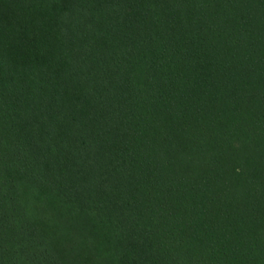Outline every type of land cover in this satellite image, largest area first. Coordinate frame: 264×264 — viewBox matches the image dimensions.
Returning <instances> with one entry per match:
<instances>
[{
    "label": "trees",
    "instance_id": "obj_1",
    "mask_svg": "<svg viewBox=\"0 0 264 264\" xmlns=\"http://www.w3.org/2000/svg\"><path fill=\"white\" fill-rule=\"evenodd\" d=\"M0 264H264V0H0Z\"/></svg>",
    "mask_w": 264,
    "mask_h": 264
}]
</instances>
